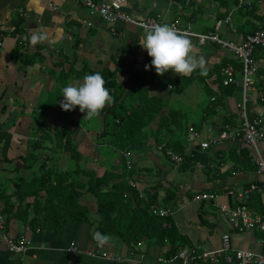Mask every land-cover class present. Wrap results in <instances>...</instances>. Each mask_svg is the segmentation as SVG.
Listing matches in <instances>:
<instances>
[{
	"label": "crops",
	"instance_id": "1",
	"mask_svg": "<svg viewBox=\"0 0 264 264\" xmlns=\"http://www.w3.org/2000/svg\"><path fill=\"white\" fill-rule=\"evenodd\" d=\"M223 1L124 0L122 10L134 16L160 15L162 23L169 24L173 20L189 23L195 32L215 30L216 20L231 12L230 24L222 25L216 32L222 38L236 42L259 25L264 27V0H251L250 8L237 7V0ZM116 29L113 34L109 23L74 0H0V208L5 207L2 211L5 231L11 235H25L34 246L24 253H11L6 249L0 232V264H183L178 256L181 249L199 247V250H215L221 246L223 233L230 234L229 252L242 248L258 250L260 232H240L230 228L227 218L218 210L219 203L232 207L236 204L233 195L225 194L227 187L242 188L248 183L262 180L263 175L250 161V147L237 139L218 142L205 150L200 149L197 143L214 137L226 125L236 128L240 124L238 104L242 99V87L239 83H223L227 78L224 71L227 66L233 67V75L240 80V61L227 49L209 42L199 44L195 38L189 37L195 52L206 60V75H201L200 69H197L189 76H179L172 71L160 76L154 67L145 70L151 58L138 44L143 29L124 22L117 24ZM33 34L43 35L45 39L34 44ZM254 54L258 66L254 84L264 93V48L256 49ZM104 68H117V80L121 86L129 83V73L151 81L147 86L149 94L164 98L167 102L161 113L174 108L169 104V99L170 91L176 85L185 87L197 81L194 88L201 90L203 85L209 96L207 104L196 102L200 106L193 108L195 118L184 111V131L180 130L184 133L183 137L186 135L188 138L189 131L194 130L198 138L193 142L189 138L182 141V151L163 142L155 143L153 138L134 149L124 150L130 152L127 157L131 162L130 169L133 168L130 177L137 186V189H133L138 196L139 191L143 197L145 191L149 194L154 192L156 203L172 211V222L184 237L177 251H169L171 244L166 240L160 243L145 237L134 241L129 247L115 235L103 236L102 243L94 240L92 222L96 218V202L85 191L79 201L89 210L87 221L63 219L59 221L63 222L60 228L46 225V220H41L44 224L40 226L29 225L33 207H23L25 203L33 205L35 190L29 182L39 173L40 163L46 158L47 165L57 166L60 161L59 166L53 168L54 177L60 174L58 171L72 170V167L63 168V153L68 156L67 152L62 151L61 159L55 162L49 158L51 153L48 149H36L35 143L32 148V143L29 144V140L37 141L42 127L52 128L56 132L62 129L67 137L71 136L83 157L81 166L96 170L97 176L105 170L102 157L84 163V158L92 155L95 145L98 148L103 146L95 142L102 129V114L92 119L84 118L86 113L80 112L79 107L64 111L59 103L63 100L61 89L67 83L82 81L84 75ZM173 79L175 82L172 86ZM167 84H170L169 88ZM246 94L249 97L246 103L247 117L259 118L264 127V101L253 102L255 92L252 90H247ZM191 102L194 103L195 99ZM156 122L157 119L152 124L153 128ZM5 139L8 147L2 153ZM47 139L49 141L44 143L47 146L58 142L57 138L52 139L51 134ZM160 144L179 155L181 160L171 162L164 151L157 149ZM190 146L192 151L189 153ZM257 149L264 158V141L258 143ZM194 152L198 154L195 161L181 167L184 156L193 158ZM121 154L126 169L130 170L124 152ZM159 154L163 157L160 158ZM32 156L33 160L30 159ZM110 160L115 164L119 156L110 157ZM167 163L176 164L177 172L190 169L189 177L176 183L175 179L179 176L174 173L172 176L175 179H168L165 176ZM79 173L78 177L83 180V174ZM21 178H25V182L15 186L13 182ZM16 188L19 191H14ZM25 191L29 193L21 195ZM200 192H213L217 197L209 201H193V194ZM44 194V191H40L38 196H41L35 202ZM11 203L15 207L7 213L5 210ZM18 205L20 209L16 214ZM36 205L37 202L35 209ZM248 205L256 212H263L264 193L252 194ZM37 211L40 213L39 209ZM72 243L79 251L70 249ZM116 257L123 260H113ZM195 264L227 263L222 257L218 263L197 261Z\"/></svg>",
	"mask_w": 264,
	"mask_h": 264
},
{
	"label": "trees",
	"instance_id": "2",
	"mask_svg": "<svg viewBox=\"0 0 264 264\" xmlns=\"http://www.w3.org/2000/svg\"><path fill=\"white\" fill-rule=\"evenodd\" d=\"M226 1L224 0L223 3ZM98 72L102 74L106 82L105 87L113 96L114 103L106 106L101 112L103 125L96 139H98V144L106 146V151L115 152L119 156V161L113 164V160H108L103 174L97 176L96 170H87L81 166L80 161L83 157L77 149V144L67 136L65 139L60 137L51 149L56 146L62 148L61 151L67 152L73 161L72 170L58 171L60 174L54 177L51 166L46 164V158L40 163L39 173H36L29 182L35 190L33 205L25 203L23 207L24 209L33 207L29 225L40 226L44 224L41 220H46V225L60 228L63 222L59 221L63 219L65 221H87L89 210L79 201L85 191L96 202V218L95 222H92L94 240H98L97 234L100 237L115 235L129 247L134 241L145 237L160 243L166 240L171 244L169 251H177L179 244L184 242V237L174 226L170 215L161 217L150 211V206L156 203L154 192L149 194L145 191L146 195L142 198L138 196L135 189L128 185L126 176L133 173V168L126 169L121 153L127 148L134 149L138 145L145 144L150 138H153L155 143L163 142L175 150L182 151L183 142L180 138L174 137V131L175 129L184 131L182 121L185 113L183 110L179 111L174 108L168 109L167 113H161L162 109L167 106L166 100L149 94L147 86L151 84V81L148 82L137 74L129 73V83L121 86L117 80V68L112 70L104 68ZM174 82L175 79L172 81V86ZM156 119V126L153 128L152 124ZM43 130L44 128L35 142L36 149H49V146L44 143L49 141L47 138L50 135L47 132L42 134ZM3 137L7 138L4 134ZM5 140L2 153L8 147V141ZM197 155L194 152L193 158L184 156L185 161L181 167L187 166L188 162L193 163ZM30 159L33 160V156ZM79 172L83 174V180L78 177ZM21 182H25V178L16 179L13 183L16 186ZM14 191L19 190L16 188ZM40 191H44L45 194L36 200L37 208L35 209V199L41 196H38ZM28 193L25 191L21 195L26 196ZM169 201L170 199L166 202ZM14 207L11 203L5 211L8 213ZM4 208H0V211ZM15 209L17 214L20 206H16ZM24 220L26 221L25 218Z\"/></svg>",
	"mask_w": 264,
	"mask_h": 264
},
{
	"label": "built area",
	"instance_id": "3",
	"mask_svg": "<svg viewBox=\"0 0 264 264\" xmlns=\"http://www.w3.org/2000/svg\"><path fill=\"white\" fill-rule=\"evenodd\" d=\"M74 1L83 4L89 11L98 14L105 22L109 23L110 30L113 34L117 31V24L121 22L131 23L142 29L145 24L162 23L160 15L134 16L127 14L122 10L124 0ZM251 3V0H237L236 6H247L250 8ZM231 17L232 15L230 12L226 14V16L217 19L214 24L215 30L207 32H195L192 30L189 23H182L179 22V20H173L169 24L174 25L179 31L183 32L188 37L195 38L199 44L209 42L227 49L240 61L241 66L238 71L240 74V80H237V78L233 75V67L227 66L224 69L227 74V78L223 81L224 85L239 83L242 87V99L238 104V116L241 119L240 124L236 128H231L226 125L214 137L197 143L200 149L205 150L218 142L237 139L238 141L240 140L243 143H246L250 147V161L256 166L257 172L263 175L262 180L248 183L242 188L227 187L225 194L233 195L235 197L236 204L232 207L226 203H219L218 210L224 217L227 218L230 228L240 232L251 230H257L260 232V237L258 238L259 249L254 250L252 248H242L229 252L231 246L230 234L223 233L221 237V246L215 250H199V247L181 249L178 252V256L183 264H195L197 261L218 263L222 257H224V261L227 264H264V211L256 212L248 205V200L252 194L264 193V158L260 155L257 149L258 143L264 141V127L259 118L249 119L246 114V103L249 100V97L246 94L247 90L255 92V97L252 99L253 102L264 101V93L257 89L254 84V77L257 74L258 67L254 52L256 49L264 48V27L259 25L252 33L247 34L245 38L239 42L224 39L217 34L216 30L224 24L229 25ZM87 24H90V22ZM167 87L169 88L170 84H167ZM188 138L190 142H193L198 138V133L194 130H190ZM191 148L192 147L190 146L189 153L192 151ZM157 149L164 151L165 155L171 162L175 163L181 160L179 155L175 154L172 150L165 148L163 144L157 145ZM123 152L125 158L130 156L129 150ZM128 158L126 163L128 169H130L131 162ZM126 181L130 187L137 189L135 182L130 176H126ZM139 196H144L141 191H139ZM216 197L217 194L213 192H200L194 193L192 200L209 201ZM150 211L158 216H168L172 213L169 208L161 206L157 203H153L150 206ZM0 232L2 233L1 238L6 249L11 253H24L28 249L34 247L31 240L25 235H11L5 231V219L2 211H0ZM70 249L79 251L73 243L71 244ZM106 257L109 258L108 255ZM113 260L120 261L123 259L116 257L113 258Z\"/></svg>",
	"mask_w": 264,
	"mask_h": 264
},
{
	"label": "clouds",
	"instance_id": "4",
	"mask_svg": "<svg viewBox=\"0 0 264 264\" xmlns=\"http://www.w3.org/2000/svg\"><path fill=\"white\" fill-rule=\"evenodd\" d=\"M45 39L43 35L33 34L32 43ZM138 44L146 50L151 58L145 70L154 67L155 72L163 76L172 71L179 76H189L197 69L201 75H206V60L194 50L191 39L168 23L145 24L143 34L139 35ZM105 80L100 72L83 76L82 81L69 82L61 89L63 100L60 107L64 111L79 107L80 112L86 113L84 118L92 119L98 116L106 106L114 103V98L105 87ZM102 243L103 238L96 235Z\"/></svg>",
	"mask_w": 264,
	"mask_h": 264
},
{
	"label": "rangeland",
	"instance_id": "5",
	"mask_svg": "<svg viewBox=\"0 0 264 264\" xmlns=\"http://www.w3.org/2000/svg\"><path fill=\"white\" fill-rule=\"evenodd\" d=\"M196 83H197V81H195L193 83V85H192V82H191L190 85L185 86V87L182 84L176 85V87L173 88L170 91V99H169V104L171 106H173L174 108H178V109H181L183 111H186V114L188 116H190V117H193V118H195V114L193 113V108L194 107H199L200 105L207 104L208 98H209V96L207 95V93H206L203 85H201V90H196L194 88V85ZM192 99H195V102H194L195 104L193 102H191ZM196 102L199 103L200 105L197 104ZM183 120H185V118H183ZM43 128H44V130H43L42 134H45V132H47V133H49V135L51 134L52 139L57 138V140H59L60 137H62L63 139H65V136H67V133L66 132L63 133V131L61 129H58L57 132H56L52 128H49V127L48 128L42 127V129ZM39 132L41 133V129H40ZM174 132H175L174 137H176L177 139L180 138V139H182L181 141H188L187 136L185 135L183 137V134L184 133H182L180 130L175 129ZM69 138H71V140H72V137L71 136ZM97 140L98 139L95 138L96 144H97ZM46 142H48V140ZM34 143H35L34 140H29V144H31L32 148L34 147ZM73 143H75L74 140H73ZM53 145L49 146L48 152L51 153L50 154V158L53 161L57 162L59 160V158L61 159V157H62V151H61L62 148H59V147H56L55 146L53 149H51ZM95 147L96 148H93L92 155L91 156H87V157L84 158V163L85 162H94V161H96V159L98 157H100V158L102 157L103 158V162L105 163L104 165H106V163L108 162V160L111 161L110 160V157H115V155H116L115 152H112L110 150H109V152L106 151L105 150L106 146H100L98 148V146L95 145ZM99 152H100V155H99ZM134 152H135V150H134ZM63 154H64V159H63L64 167L63 168H65L66 166L69 167V168L73 167V161L67 156L66 153H63ZM159 157L162 158L163 155L162 154H159ZM59 162H58L57 166L56 165H51L52 170H53V168H57L59 166V164H60ZM80 163L82 164V162H80ZM151 163H152V161H151ZM148 164H150V163L148 162ZM89 166L90 165H88V167ZM177 167L178 166L176 164H174V165H170L169 163L165 164V168H166V174H165V176L168 179H170V178L175 179L172 175L174 173H176L179 177H178V179H175V181H176V183H179V181L185 179L186 177H189V175H190V169L188 171H186V172H183V171L177 172L176 171V168ZM193 168H194V170L196 169L195 166Z\"/></svg>",
	"mask_w": 264,
	"mask_h": 264
}]
</instances>
